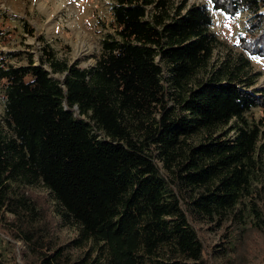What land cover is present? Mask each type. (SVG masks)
<instances>
[{
    "label": "trees",
    "instance_id": "1",
    "mask_svg": "<svg viewBox=\"0 0 264 264\" xmlns=\"http://www.w3.org/2000/svg\"><path fill=\"white\" fill-rule=\"evenodd\" d=\"M112 1V33L90 69L50 51L14 66L0 52V233L24 246L0 264H214L206 232L251 195L264 93L247 88V61L190 87L218 43L208 10ZM209 1L231 18L249 12L239 44L264 58V0ZM234 120L233 137L218 134Z\"/></svg>",
    "mask_w": 264,
    "mask_h": 264
},
{
    "label": "rangeland",
    "instance_id": "2",
    "mask_svg": "<svg viewBox=\"0 0 264 264\" xmlns=\"http://www.w3.org/2000/svg\"><path fill=\"white\" fill-rule=\"evenodd\" d=\"M171 1L179 5L184 0ZM186 1L188 6L196 4L208 10L213 20L210 30L218 39L211 60L189 81L188 86L194 87L208 74L235 70L246 60L247 69L253 77L247 88L255 93H264V58L251 56L239 44L247 29L249 12L242 11L236 18H231L214 10L209 0ZM113 6L112 0H0V52L6 54L14 66L27 65L30 58L39 64L50 51L56 62L90 69L103 53L104 39L112 33L109 23ZM28 29H33L34 34L31 35ZM44 67L51 71L48 63ZM51 76L55 79L64 77L62 74ZM168 78L169 75H166ZM226 78L223 76V79ZM1 93L0 90V128L5 132V102ZM171 106H174V100H171ZM262 116L263 111L256 108L248 118L258 121ZM232 125H235V120L229 126L217 129L218 134L227 133V137H233L235 130ZM198 139L194 137L192 141L197 142ZM258 146L261 167L253 177L251 195L242 199L227 221L206 232L205 241L214 264H259L264 257V140ZM33 190L47 193L40 185ZM233 226L235 230L228 243L231 250L227 257H223L220 249ZM60 233L64 237L74 235L69 227ZM15 246L0 233V253L7 257L9 248H13L19 256L24 246L21 242Z\"/></svg>",
    "mask_w": 264,
    "mask_h": 264
}]
</instances>
